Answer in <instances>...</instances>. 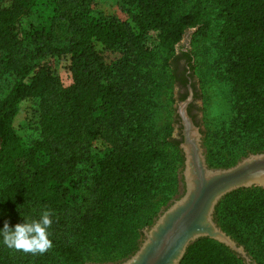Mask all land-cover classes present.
Segmentation results:
<instances>
[{"label": "trees", "instance_id": "1", "mask_svg": "<svg viewBox=\"0 0 264 264\" xmlns=\"http://www.w3.org/2000/svg\"><path fill=\"white\" fill-rule=\"evenodd\" d=\"M122 1L132 7L130 21L96 0H0V76L9 78L0 98V264H92L91 244L109 258L132 248L144 213L177 191L174 126L157 129L154 118L191 28L207 37L218 20L219 61L238 101L234 121L214 132L220 143L210 165L264 151V0ZM59 26L65 43L57 42ZM194 55L183 51L187 70ZM67 56L65 86L51 59ZM24 102L26 126L36 132L30 142L15 123ZM221 147L227 154L219 157ZM216 215L262 264L264 187L227 193ZM240 260L201 237L180 264Z\"/></svg>", "mask_w": 264, "mask_h": 264}, {"label": "rangeland", "instance_id": "2", "mask_svg": "<svg viewBox=\"0 0 264 264\" xmlns=\"http://www.w3.org/2000/svg\"><path fill=\"white\" fill-rule=\"evenodd\" d=\"M191 1L192 0H188V5ZM96 7L107 14L116 15L129 21L131 20L132 7L130 4H127L122 0H96ZM208 15L212 16L213 11L210 10ZM216 21L213 23V27L210 30L211 32L207 37H194L193 32L195 28H191L187 31L184 38L177 46V80L175 83L171 84L167 82L168 86L163 85L157 100L159 107L156 110L154 118L155 127L158 129L168 122H172L174 126L173 138L179 143L177 149L169 147L170 154L175 156L177 178L176 193L166 205L159 208H147L148 210L144 213L141 221V227L135 234L133 241L134 244L129 251L126 253H118L119 255L109 258L102 253L99 244H91L87 250V256L90 263L115 264L128 258L140 245L144 237V229L151 226L158 217V214L166 209L173 199L179 197L183 193L184 181L182 171L184 167V154L180 147L183 136L178 108L179 103L188 98L190 94H192V101L189 103L187 109L195 124L200 127L202 133V146L204 148L207 163L210 167L219 168L217 166H211L209 162L210 150L220 143L216 137V133L214 135V132L227 127L232 121H234L238 113V101L236 99V93L233 90L232 82L226 75L224 65L219 61V57L222 56V42L220 40L219 24ZM56 36L58 43L67 42L66 32L63 27L59 26L57 28ZM183 51H189L192 54L195 53L193 60V64L195 65L194 70H187V61L186 58L183 57ZM112 57H114V54L110 53V58ZM51 60L54 69L60 76L63 84L65 86L69 85L72 82V74L68 67V56L61 60ZM189 79H191L190 83ZM8 82L9 78L7 75L0 76V98L4 95ZM170 90L173 92V97L169 94ZM28 105L29 102H24L23 109L19 113L15 122L20 135L26 142L32 141L36 136V132L26 126ZM224 150V147L220 148L219 157H221L222 152L226 153ZM248 154L239 156L235 163ZM2 183L3 182L0 181V186ZM216 208L214 217L218 225L221 226L219 224L218 216L216 215ZM235 240L238 244L245 247L251 258L250 262H247L242 256L235 252L239 258H241L239 264H258L256 259H254V256L248 251L246 245L237 239ZM256 252L261 259L262 264H264V250L259 247ZM110 254H114V252Z\"/></svg>", "mask_w": 264, "mask_h": 264}, {"label": "water", "instance_id": "3", "mask_svg": "<svg viewBox=\"0 0 264 264\" xmlns=\"http://www.w3.org/2000/svg\"><path fill=\"white\" fill-rule=\"evenodd\" d=\"M192 94L179 103L184 154L183 193L144 229L138 248L115 264H180L190 244L201 237L216 239L242 256L245 247L215 220V208L227 193L242 187H264V151L250 153L229 167H210L202 146V133L188 112Z\"/></svg>", "mask_w": 264, "mask_h": 264}, {"label": "flooded vegetation", "instance_id": "4", "mask_svg": "<svg viewBox=\"0 0 264 264\" xmlns=\"http://www.w3.org/2000/svg\"><path fill=\"white\" fill-rule=\"evenodd\" d=\"M191 82V79H189V83ZM193 114V113H192Z\"/></svg>", "mask_w": 264, "mask_h": 264}]
</instances>
